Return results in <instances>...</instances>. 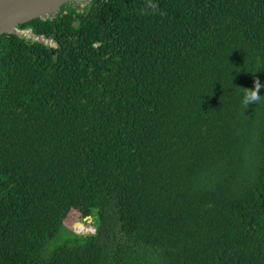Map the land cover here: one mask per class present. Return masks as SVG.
Listing matches in <instances>:
<instances>
[{"label":"trees","instance_id":"16d2710c","mask_svg":"<svg viewBox=\"0 0 264 264\" xmlns=\"http://www.w3.org/2000/svg\"><path fill=\"white\" fill-rule=\"evenodd\" d=\"M256 80L264 0H68L1 33L0 264H264Z\"/></svg>","mask_w":264,"mask_h":264},{"label":"water","instance_id":"95a60500","mask_svg":"<svg viewBox=\"0 0 264 264\" xmlns=\"http://www.w3.org/2000/svg\"><path fill=\"white\" fill-rule=\"evenodd\" d=\"M66 1L68 0H0V34L31 19L55 13ZM42 41L46 42L44 38ZM62 226L71 236H81L71 232L65 225ZM94 230L84 235H90Z\"/></svg>","mask_w":264,"mask_h":264},{"label":"clouds","instance_id":"9594fccd","mask_svg":"<svg viewBox=\"0 0 264 264\" xmlns=\"http://www.w3.org/2000/svg\"><path fill=\"white\" fill-rule=\"evenodd\" d=\"M152 13L153 14H159L161 16L165 15L164 12L160 11L157 5H152ZM262 87V84L259 80H256L254 82V88H242V103L245 106V108L248 107L251 103L259 104L262 101H264V95H260V89Z\"/></svg>","mask_w":264,"mask_h":264},{"label":"rangeland","instance_id":"374dc122","mask_svg":"<svg viewBox=\"0 0 264 264\" xmlns=\"http://www.w3.org/2000/svg\"><path fill=\"white\" fill-rule=\"evenodd\" d=\"M23 32H24V31H23ZM73 213L76 214V213H78V212H77V211H72V212H70L69 214H73ZM69 214H68V215H69ZM86 217H87V219L90 221V223H91V225H92V228H93V230H94L93 219H92V217L89 216V215H86ZM89 225H90V224H87V223H86V224H84V227H88ZM93 230H92V231H93ZM92 231H91V232H92ZM83 232H88V231L84 228V229H83Z\"/></svg>","mask_w":264,"mask_h":264},{"label":"bare ground","instance_id":"6f19581e","mask_svg":"<svg viewBox=\"0 0 264 264\" xmlns=\"http://www.w3.org/2000/svg\"><path fill=\"white\" fill-rule=\"evenodd\" d=\"M89 224H90V223H89ZM90 228L93 229L91 225H90Z\"/></svg>","mask_w":264,"mask_h":264}]
</instances>
